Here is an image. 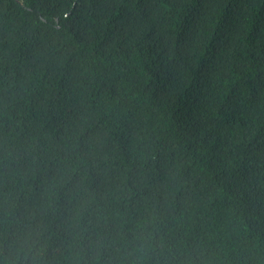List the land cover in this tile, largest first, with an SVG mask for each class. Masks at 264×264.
<instances>
[{"label": "trees", "instance_id": "16d2710c", "mask_svg": "<svg viewBox=\"0 0 264 264\" xmlns=\"http://www.w3.org/2000/svg\"><path fill=\"white\" fill-rule=\"evenodd\" d=\"M0 264H264V0H0Z\"/></svg>", "mask_w": 264, "mask_h": 264}]
</instances>
